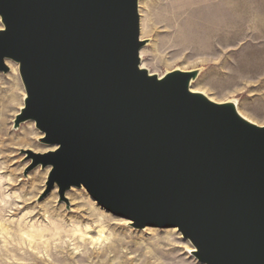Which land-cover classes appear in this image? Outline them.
Instances as JSON below:
<instances>
[{
  "label": "water",
  "instance_id": "95a60500",
  "mask_svg": "<svg viewBox=\"0 0 264 264\" xmlns=\"http://www.w3.org/2000/svg\"><path fill=\"white\" fill-rule=\"evenodd\" d=\"M0 72L57 149L61 194L84 187L135 228H178L205 264H264V125L191 89L199 70L141 67L139 0H0Z\"/></svg>",
  "mask_w": 264,
  "mask_h": 264
},
{
  "label": "rangeland",
  "instance_id": "374dc122",
  "mask_svg": "<svg viewBox=\"0 0 264 264\" xmlns=\"http://www.w3.org/2000/svg\"><path fill=\"white\" fill-rule=\"evenodd\" d=\"M175 1L139 0L141 38L146 40L142 64L158 75L175 68L201 69L196 89L220 103L237 100L243 115L264 125V0H213L211 7H205L210 0H189L198 7L196 14H180ZM225 10L234 21L222 30ZM246 15L243 24L236 23L237 16ZM8 66V72H0V264H205L180 231L166 235V228H135L100 206L86 188L73 187L81 194L73 200L67 195L72 187L62 195L57 182L51 184L53 167L34 166L35 156L57 146L45 142L34 120L15 127L26 90L19 65L8 61ZM57 206L74 216L81 230L89 225V234L81 239L78 233L62 232L48 249L29 244L22 229L43 224ZM100 223L106 240L97 242Z\"/></svg>",
  "mask_w": 264,
  "mask_h": 264
},
{
  "label": "bare ground",
  "instance_id": "6f19581e",
  "mask_svg": "<svg viewBox=\"0 0 264 264\" xmlns=\"http://www.w3.org/2000/svg\"><path fill=\"white\" fill-rule=\"evenodd\" d=\"M213 0H210V2H208L206 5H205V7H211L212 6V2ZM188 2H191V3H193L194 2V0H193V2L192 1H189V0H176L175 1V7L176 8H178L179 9V11H180V14H182V13H185V12H187V13H189V14H196V12H197V8H195L193 5H191L190 3H189V5H188ZM174 5V4H173ZM200 6V5H199ZM174 7V6H173ZM172 8V7H171ZM140 11V10H139ZM177 11V10H176ZM140 13V12H139ZM221 12H219V14H220ZM245 13V12H244ZM253 13V12H252ZM257 13V12H256ZM179 14V15H180ZM246 14V13H245ZM254 15V14H253ZM241 16H243V15H241ZM240 17V16H239ZM238 16H237V20H236V23L238 24L239 23V25H241V24H243L244 23V21H246L245 20V17H247V15L246 16H244V19H243V17H242V19H240ZM258 17V16H257ZM256 16H255V18H257ZM191 18V17H190ZM222 19L220 20V22H219V28L220 29H222V30H227L228 29V27L232 24V22L234 21H230V19H229V15H228V13H227V11L225 10V11H223L222 12V17H221ZM239 18V19H238ZM251 18V17H250ZM249 18V20H251ZM253 18V17H252ZM248 19V18H247ZM254 19V18H253ZM253 19L251 20V21H253ZM257 20H258V22H259V20H260V18L258 19L257 18ZM256 20V21H257ZM192 21V20H191ZM261 21V20H260ZM255 22V21H254ZM253 22V23H254ZM258 22L256 23L257 25H258ZM206 23V22H205ZM235 23V24H236ZM241 23V24H240ZM262 24H264V23H262ZM141 26V25H140ZM221 30V31H222ZM212 31V30H211ZM144 47H145V45L141 48V50H140V57H141V59H142V56L144 55V53H145V51L146 50H144ZM8 61H11V60H7V64H8ZM12 62H14V61H12ZM14 63H16V62H14ZM16 64H18V63H16ZM12 66V70H13V72L14 71H16V69H15V66L12 64L11 65ZM141 67L142 68H146L145 67V63H143L142 64V61H141ZM146 69H148V68H146ZM149 70V69H148ZM174 70H181L180 68H175ZM196 70H199V71H201V69H196ZM183 71V70H182ZM149 72H150V70H149ZM168 72V71H167ZM166 72V73H167ZM150 73H152V72H150ZM166 73H164L163 75H165ZM241 74V73H240ZM163 75H159V77H162ZM197 80V79H196ZM196 80H193L192 82H191V89H192V91H194V92H201V93H204L203 91H201V90H198V89H196V86H195V82H196ZM199 82V81H198ZM197 83V82H196ZM205 95H207L206 93H204ZM208 96V95H207ZM209 97V96H208ZM211 100H213L211 97H209ZM214 101V100H213ZM217 102V101H216ZM229 102H233L235 105H236V108H237V110L240 112V114H242L243 115V113L241 112V110H240V106H239V102L237 101V100H229ZM220 103V102H219ZM244 117H246L245 115H243ZM247 119H249V120H251L250 118H248V117H246ZM252 121V120H251ZM255 123V122H254ZM51 146H56V145H51ZM73 188V187H72ZM70 190V189H69ZM79 190H76V189H72L67 195L68 196H71L72 197V199L74 200V199H77V198H80V193L78 192ZM62 206H57V207H55L53 210V214L52 215H50V214H48L47 216H46V214L48 213H46L45 214V217H47L48 219H46L45 221H44V223L43 224H40V225H36V224H32V225H30V227L29 228H27V229H22V231H23V233H22V235L25 237V239L29 242V244H33V245H35V247L36 248H40V244H43V245H45V248L46 249H48V247H49V245L51 244L50 243V240L52 239V238H54V237H59L60 236V234L63 232V233H68L67 235H69V234H73V236H75L76 237V234L78 233L79 234V237L81 238V239H84L85 238V236L86 235H88L89 234V230H90V226L89 225H86L85 226V228H86V231H84V230H81L80 229V225H79V222L78 221H75L74 219H73V217L74 216H66L64 213H63V210H62V208H61ZM89 213V212H88ZM90 213H92V212H90ZM93 214V213H92ZM80 217H82V215L80 216ZM129 221V220H128ZM128 221H126V223H128ZM97 222H99V221H97ZM130 222V221H129ZM130 224H131V222H130ZM99 229H98V238H96V241L97 242H102V240H106V236H105V225L103 224V223H100L99 224ZM149 231H152V230H154V228H152V227H146ZM146 228H143V229H141V230H144V229H146ZM178 230V228H175V227H173V228H167V229H165V233H166V235H171L172 233H175L176 231ZM179 231V230H178ZM194 248H195V246H194ZM194 251H196V248L195 249H193L192 251H191V253H193ZM47 252V251H46Z\"/></svg>",
  "mask_w": 264,
  "mask_h": 264
}]
</instances>
